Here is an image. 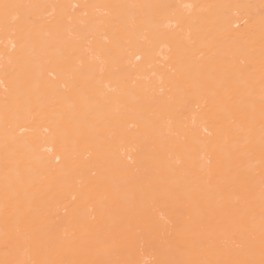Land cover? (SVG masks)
I'll return each mask as SVG.
<instances>
[{
	"label": "bare ground",
	"instance_id": "6f19581e",
	"mask_svg": "<svg viewBox=\"0 0 264 264\" xmlns=\"http://www.w3.org/2000/svg\"><path fill=\"white\" fill-rule=\"evenodd\" d=\"M5 3L0 262L259 260L261 0Z\"/></svg>",
	"mask_w": 264,
	"mask_h": 264
},
{
	"label": "snow or ice",
	"instance_id": "6c2138e0",
	"mask_svg": "<svg viewBox=\"0 0 264 264\" xmlns=\"http://www.w3.org/2000/svg\"><path fill=\"white\" fill-rule=\"evenodd\" d=\"M5 10L7 14V10L10 8L18 7L17 5L3 4L0 5ZM261 11H262V30H264V0H261ZM16 19V17H13ZM239 27V25H237ZM139 58V57H138ZM262 116H264V110H262ZM47 151H51V149H47ZM56 161L59 162L60 157L57 156ZM75 199V197H73ZM261 252L260 259H240V260H225V261H205V262H188V264H264V228H262V238H261ZM239 247V246H237ZM0 264H9V262H0ZM82 264H134V261H112V260H103V261H86L82 262ZM165 264H175V262H165Z\"/></svg>",
	"mask_w": 264,
	"mask_h": 264
}]
</instances>
